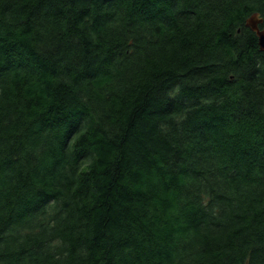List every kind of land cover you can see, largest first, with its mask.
<instances>
[{
	"label": "trees",
	"instance_id": "16d2710c",
	"mask_svg": "<svg viewBox=\"0 0 264 264\" xmlns=\"http://www.w3.org/2000/svg\"><path fill=\"white\" fill-rule=\"evenodd\" d=\"M264 0H0V264H264Z\"/></svg>",
	"mask_w": 264,
	"mask_h": 264
},
{
	"label": "water",
	"instance_id": "95a60500",
	"mask_svg": "<svg viewBox=\"0 0 264 264\" xmlns=\"http://www.w3.org/2000/svg\"><path fill=\"white\" fill-rule=\"evenodd\" d=\"M263 23L262 18L258 13L252 14L249 18H247L245 25L252 32L255 33L257 37L258 47L261 52H264V27L259 28V25Z\"/></svg>",
	"mask_w": 264,
	"mask_h": 264
}]
</instances>
